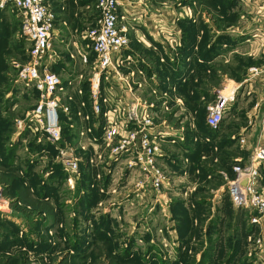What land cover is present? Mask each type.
Segmentation results:
<instances>
[{
	"label": "rangeland",
	"instance_id": "rangeland-1",
	"mask_svg": "<svg viewBox=\"0 0 264 264\" xmlns=\"http://www.w3.org/2000/svg\"><path fill=\"white\" fill-rule=\"evenodd\" d=\"M46 2L55 15L53 57L48 61V65L63 80L62 102L74 111L70 119L68 115L61 119L62 145L65 146L66 142L73 147L78 145L75 154L79 157L80 174L72 184L69 182V174L57 159L58 148L50 142L40 141L41 133L30 121L32 111L39 101V93L34 87H26L19 80L20 66L29 60L30 43L21 34V16L17 9L13 5L0 7V106L3 107V117L13 118L10 145L16 148V157H12L14 171L24 178V186L28 189L13 191L9 185L0 183L5 202L0 205V264H199L206 248H200L198 243L205 245L206 241L208 246L216 245L213 258L206 264H224L231 254L229 243L235 240L236 236L241 239L242 248L232 264H264V219L260 227L256 226L260 223L251 224L249 211L239 208L243 215V222L240 220V224L246 223V226L240 225L237 230L235 216L230 219L225 207L222 213L225 224L222 233L217 237V242L220 243L213 245L209 243L208 231L206 238L202 234L206 219L213 214L211 210L216 207L207 209V206H204L200 208L201 211L197 205L190 203L180 207L187 215V219L181 220H193L191 214L194 218L202 217V222L198 221L195 226L197 231L187 237L185 235L188 231H181V236L174 234V228L180 225L182 227L186 222L182 223L174 218V207L169 204L173 193L182 191L187 199L191 193L198 195L195 188L188 189L189 185L186 184L192 183L188 181L182 168L175 166V173L169 159H176L175 164L185 165L187 168L191 165L192 169L196 168V172L205 178L208 176L203 170H198L203 163L209 165L204 166V169H223L219 167L222 159L215 158L220 152L219 149L214 150L216 154L212 153L215 140L205 142L209 139H203L200 131L204 130L200 122L207 123L208 107L215 99V93H212L211 89L213 91V88L223 87L226 78L238 81L239 78L253 73V69H264V44L261 43L260 37H256L257 34H264V18L261 14L264 0H145L147 13L135 20L127 19L132 53L143 58L139 62L144 74V78L140 79L143 86L137 93L141 96L143 104L147 105L153 125L165 134V137L159 140L162 151L157 166L168 175L169 181L158 194L151 188L153 196L150 203L153 204L149 205L139 203L136 193L142 190L144 183L142 186L138 185L141 177L136 167L129 165L126 155L111 159L109 170L106 168L107 157H98L95 162H90L93 156H98L97 151H102L105 147L102 115H97L96 120L95 116H92L91 120H95L97 124L91 133L96 140L84 141L86 137L81 136L83 123L75 113V101L69 98L73 85L84 86L85 93H76L75 100H85L84 110L90 113L92 102L88 91V77L93 72L95 55L91 52L88 64L82 62L80 55L87 47L84 38L86 31L98 25L99 13L93 0ZM233 2L238 7V18L230 10ZM254 6L257 15H254V11L249 14V7ZM149 14L151 21L155 23H175L174 30L171 28L170 31L171 43L168 48L163 45L143 46L137 42L135 28L143 20L149 21ZM252 16L260 18L252 20ZM192 21H204L208 25L212 23L214 27L216 22L221 23L222 29H216L218 34L215 36L210 28L206 31L208 48L220 35L221 38L239 41L238 36L231 33V24H239L240 31L250 41L245 40L233 53L226 51L229 45L225 46L224 43L228 40L222 42L221 48L227 53L224 57L227 56L228 59L223 58L222 62L216 65L219 64V69L228 75L208 85V95L204 101L192 99L189 105L180 101L181 93L178 92V87H181L185 80L181 67V63L185 61L183 56L186 49L183 24ZM175 72L179 77H175ZM263 77L264 72L250 80L254 89L261 90V95H264V79H261ZM69 81L73 84L69 85ZM245 91L246 88L242 85L235 101L239 106L238 115L231 120L232 123L243 125L247 120L249 122L243 113L251 110L256 97L253 98L252 93L248 95ZM5 104L10 105L9 111L4 107ZM232 107L233 104L224 118L228 119ZM19 121H24L22 128ZM186 142H192L198 157H183L181 151L167 146ZM106 149L109 151L111 147H106L105 151ZM206 149L211 156L203 160L199 153ZM234 164L230 162L226 166L227 169L224 167L225 170H222L225 185L221 192L226 191V195L223 198L219 196L218 199H224L226 205L230 203V206L236 207L228 193V180L225 179L226 175L232 177ZM56 166L60 167V173ZM189 171L187 170V174ZM84 172L87 175L83 174ZM28 174L31 179L38 178L39 184L47 186L45 197L37 196L36 186L30 185ZM106 176H111V180L107 182ZM88 178L89 186H81ZM209 179H214L217 185L221 183L218 176L213 175ZM171 189L173 191L169 192ZM185 189L188 193H185ZM207 189V194L200 195L206 196L208 200L216 199L214 195L218 191H211L215 186L208 185ZM84 199L87 202H84ZM246 215L248 220L244 218ZM251 225L254 229L249 233ZM258 238L261 242L256 241Z\"/></svg>",
	"mask_w": 264,
	"mask_h": 264
},
{
	"label": "built area",
	"instance_id": "built-area-1",
	"mask_svg": "<svg viewBox=\"0 0 264 264\" xmlns=\"http://www.w3.org/2000/svg\"><path fill=\"white\" fill-rule=\"evenodd\" d=\"M99 13L98 25L88 28L85 33L87 47L81 51V60L88 64L91 52L95 55L93 72L88 77V91L91 97V111H85L86 101L77 102L75 94L83 95L85 88L81 84L72 86L69 98L76 103L75 113L81 119L83 127L81 136L84 141L96 137L91 136L97 126V115H102L103 139L105 147L97 151L95 159L107 157L106 168L109 170L111 159L126 155L130 166L137 169L141 177L139 186L146 181L156 194L168 185L169 177L165 175L157 161L161 153L159 140L165 137L153 125L152 116L141 96L137 93L143 86L144 78L139 62L143 58L132 53L131 39L127 19H137L147 13L145 0H93ZM13 5L21 16V34L29 41V60L20 66L19 80L26 87H34L39 91V101L32 111V121L41 133V140L50 142L58 148L57 159L69 174V182L79 176V157L76 156L78 145H62V118L69 119L74 111L62 102L61 90L63 80L49 68L48 61L53 57L54 48V13L46 0H0V7ZM169 41H171L169 39ZM245 81L264 72V69H253ZM81 80H79L80 83ZM244 82L227 81L221 88H214L215 99L208 107L207 125L217 129L225 114L235 103L237 93ZM72 85L73 82H68ZM260 103L254 110L258 111ZM61 111V112H60ZM92 116L95 120L91 122ZM24 122V121H23ZM19 125L22 128V123ZM264 135V116L262 118ZM253 148L252 155L246 163H235L233 175L228 180V193L237 208L250 213L251 223H260L264 218V187L261 185L264 169V141ZM244 141V140H242ZM82 145V144H81ZM106 147H111L108 151ZM108 172V171H107ZM106 172V174H107ZM73 187V186H72ZM0 191V205L4 198ZM1 209V208H0ZM257 242H261L258 238Z\"/></svg>",
	"mask_w": 264,
	"mask_h": 264
},
{
	"label": "crops",
	"instance_id": "crops-1",
	"mask_svg": "<svg viewBox=\"0 0 264 264\" xmlns=\"http://www.w3.org/2000/svg\"><path fill=\"white\" fill-rule=\"evenodd\" d=\"M249 8H251L249 11V14H251L254 11V15H255L256 14L255 13L256 12L255 6L249 7ZM262 9H263V11L261 12V14L263 15V18H264V7H262ZM230 10H231V13L235 14L236 18H238L239 11H238L237 5L233 4L230 7ZM241 17L244 18L243 15H241ZM256 18H260V17H256ZM256 18H254L253 16L251 17L252 20H255ZM148 19H150V20L149 21H146V19L143 20L142 23L135 28V35L137 38V42L141 43L143 46L153 45L156 47V46L163 45L164 48H168L169 44L171 43V41H169V38H170L169 35H171L170 31H171V28L174 30L173 26L175 23L174 22H172L171 24H169L168 22H166V23L163 22L161 24L155 23V22L151 21L152 17L150 14L147 17V20ZM186 24L191 26L194 29V33H193L192 39L184 38V42H185L184 45H186V49H184V56L183 57L185 58V61H184V63H181V65H182L181 67H182V73H183V76L185 77L184 78L185 80L183 81L181 87L180 86L178 87V92L181 93V96H179L181 98L180 101L183 104L186 103V104L191 105L192 99H197L199 102L204 101V99L208 95V91H206V88L208 87V85L211 82L216 81V79L218 80L220 78L226 77V74L228 75V73H223L221 71V69H219V66H220L219 64L216 65L217 63H221L223 58H226L225 60L228 59V57L227 56L224 57V55L227 53H233V51L238 50L239 46L245 40L250 41V39L242 38L240 41L236 42V45L233 44L235 46H230L228 49H226L227 53H224L223 48H220L221 50H219L218 53L214 54V56L212 58L206 59L201 54L202 46L205 44L206 31L210 28L211 33L212 34L214 33V36H215L216 34H218L216 32V29H220V30L222 29L221 23L216 22V27H214L212 23H210L208 25L204 21H192V23L189 22ZM217 24H218V26H217ZM263 25H264V22H263ZM229 27L231 28L230 30H231L232 34H235L238 37L239 36H243V37L245 36V35H243V32L240 31L239 24H231V26H229ZM236 32H239L240 34H238ZM183 33H184V37H185L186 32L184 30H183ZM256 37H260L261 43L264 44V34L262 36H260V34H257ZM211 39H213V38H211ZM75 44H77V43H75ZM209 44H210V41H209ZM224 45L228 46V43H224ZM173 66H175V65H173ZM215 66H217V68ZM174 75H175V77H179V74H177V72H175ZM245 76H247V75H245ZM245 76L242 78V80H238L236 82H244L243 85L246 88L245 92L248 95L252 93L253 98L256 97V100L254 101V103L251 107V110H247L245 113H243V115L245 114L246 118L249 119V122L247 120L243 125L242 124L240 125L237 123H232L233 121H231V120H233V118H235L238 115V109H239L238 104L235 102L233 104L230 116L228 117V119L224 118V120L222 121V123L220 124V126L217 129H215V130L211 129L210 130V128L207 127V131H200L201 135L203 136V139L205 137H207L209 139V140H205L206 143H209L211 139H212L211 142L215 140L214 147L212 149V153H215L214 150L219 149L220 152L217 154V156L215 158H221L222 159V161H221L222 164L219 167H223L224 170H225L226 166H228V164H230V162H233V163H246V162H248L251 155H252L253 148L255 147V145L257 143L260 142V139L262 138V136H263L262 140L264 141V135H263L262 130H261L262 118L264 116V95L260 94L261 90L256 89V88L254 89L252 87V82L245 81V79H246ZM261 79H264V77ZM229 80H231V79L226 78L223 81V83H226ZM231 81H234V80H231ZM211 88L212 87H210V89ZM211 92H212V89H211ZM256 103H260V107H259L258 111L254 110ZM230 121H231V123H230ZM228 131H229V133H228ZM242 140H244V141H242ZM191 143L192 142H186V143H182V144H168L167 146L175 147L176 149L179 150V152L181 151V154L183 157L187 156L188 158L192 159L193 157H198V154L195 151L196 149H194L192 147ZM208 152H209L208 149H206V150L201 151L199 153V155L203 160H205L206 158H209L211 156V154ZM220 155H221V157H220ZM169 158L170 157H167V159H169ZM169 161H170V165L174 166L173 170L175 173H176L175 166H179L180 169L182 168L183 172L186 173V175H187L186 177H187V179H189L188 181H190L192 183V184H189V183L186 184V185H189L188 186L189 188L186 187V189L188 188L190 190H194V188H195V191L198 193V195L191 193L190 194L191 196L189 195L188 199L184 198L182 191L179 192L178 194H175V193L172 194L171 193L172 195L170 196L169 204L172 206V208L174 207V211H172L176 215L174 218L177 219V221H179V219H180L179 217H183L184 219H187L186 218V216H187L186 211L183 209L182 212H179V210H180V207L189 205V203H190V205L191 204L194 206L197 205L198 208H199L198 203H200V205H202L203 208H204V206H207V209H209L211 206L216 207V208L211 210L213 212V214L209 215L208 218L206 219V222H205L206 225L204 226L205 228H204V232H203L202 236H204V238L207 237V231L209 233V224H211L212 221H215L213 232L211 233L212 236L209 235V237H210L209 243H213V245L220 243V242H217V237H218L219 233L220 234L222 233V227L225 224L224 215H222L224 208L227 207L226 213L229 214L230 219H233V215L235 216V227L238 228L239 223H240L239 220H241V221L243 220L242 211L239 208L234 207V206H230V205H226L224 203V199L223 200L218 199L219 196L221 198H223V196L226 195V191H225V193L221 192L224 188L223 185H225V182H224V180L222 178V174H221L223 169L222 170L204 169V166H206L208 164L203 163L202 166L198 167V170H201V169L203 170L204 174L206 176H208L205 178L203 175L201 176L200 174H198L196 172V168L192 169L191 165L187 168V167H185V165L175 164L176 159L175 160L169 159ZM171 161L173 163H171ZM187 170L188 171L190 170L188 174H187ZM213 175L218 176L221 179V183L219 185H217L218 183L215 182L214 179L213 180L209 179V177H213ZM110 180H111V176H109V178H108V176H106V181L108 182ZM137 180H138V178L135 180V182H137ZM208 185L215 186V189H213L211 191H218L214 195V196H216V199H214V200H210V199L208 200L206 198V196L202 197L203 195H200V193H202V194L206 193L207 194V192H208L207 186ZM261 185L264 187V171H263V179H262ZM87 186H89V185H87ZM130 191H131V189H130ZM172 191H173V189H171L169 192H172ZM185 193H188L187 190L185 191ZM136 196L138 197V199L140 201V202L139 201L138 202L141 205L153 204V203H150V202H152L151 199H152L153 195L151 194V185L148 181L144 182L142 190H139L136 193ZM192 198H193V200H192ZM234 211H235V213H234ZM182 213H184V216L181 215ZM138 214L140 215L141 212H138ZM190 217H192L193 220H190L188 218V221H186V224L182 225V227L179 226V227L174 228V230H173L174 234L177 233L181 236V234H182L181 231H184V232L188 231L187 235H185L188 237L189 234L192 235V232L197 231L195 229V226H196L198 221L200 223L202 222V217L195 216V218H194L192 214ZM246 217L248 218V215L244 216L245 219H246ZM248 219H246V220H248ZM263 219L261 220L260 224L256 225V226L260 227ZM245 222H247V221H245ZM263 225H264V223H263ZM262 229L264 231V226L262 227ZM207 242L208 241L204 242L205 245L201 244L202 242H200L198 244H199L200 248H206L207 249L209 246H211V245L208 246ZM214 247L216 248V245L213 246V249H214ZM201 253H202V251H200V254Z\"/></svg>",
	"mask_w": 264,
	"mask_h": 264
},
{
	"label": "trees",
	"instance_id": "trees-1",
	"mask_svg": "<svg viewBox=\"0 0 264 264\" xmlns=\"http://www.w3.org/2000/svg\"><path fill=\"white\" fill-rule=\"evenodd\" d=\"M239 1V0H235ZM235 2H233V4H235ZM233 4H231L230 6H232ZM188 23V22H186ZM183 30L186 32V35L184 38L187 39H192L193 38V33H194V29L187 25V24H183ZM222 35L217 36L216 40L211 44V46L208 48L207 47V34L205 35V44L202 46V50H201V54L206 58H212L214 56V54H216L217 52H219L220 48L222 47V42L227 39L228 40V45L230 46H235L236 45V40H233L232 38H221ZM242 38L246 39V36H239L238 40L240 41ZM235 44V45H233ZM243 77L239 78L238 80H242ZM37 93H39V91L37 90ZM10 106L9 104H5V108L7 111H9L8 107ZM2 108L0 106V183L1 184H6V186L9 185L10 189H12L13 191H18V190H22L23 188L27 189L24 186V178L18 176L16 174V171H14L15 169V165H13V159L12 157H16V148H14L12 145H10V138H11V134H12V120L13 118L10 116H2ZM200 126L203 128L204 131H207V127H209L207 125V123L205 124L204 122H200ZM65 132V130H64ZM3 165V166H2ZM58 167V171L60 173V167ZM264 171V170H263ZM83 174L87 175L86 172H84ZM30 174H28V180L31 181L30 185H35L36 186V193L37 196H46L47 194V186L46 185H42L38 183V178H30L29 177ZM233 175V172H232ZM84 178V176H83ZM84 180V179H83ZM88 179H86V181H83L81 183V186H85L88 183ZM39 185V186H38ZM28 190V189H27ZM79 192V189H78ZM29 194V193H28ZM27 195V193L25 194V196ZM58 195V194H57ZM17 196V195H16ZM14 195V197H16ZM84 202H87L86 199H84ZM81 203H83V201H81ZM230 203H228L229 205ZM199 209L202 208L203 206L200 205V203H198ZM179 212H182V210H179ZM183 214V213H182ZM181 214V215H182ZM181 220L183 217H179ZM182 223L186 222V220H181ZM240 221V220H239ZM215 221H212L211 224H209V235L212 236V232H213V228H214V224ZM243 227L246 226V224H240L237 228V230L239 229V227ZM181 226V225H180ZM250 227V226H249ZM254 229V226L251 225L249 233H251ZM247 232V231H246ZM229 247L231 249V254L229 255V257L227 258V260L224 261V264H232L235 260L236 257L239 256L240 254V250L242 248V241L241 239L236 236V239L232 240L231 243H229ZM214 256V252H213V246H209L203 253V259L199 264H206L208 263L207 261H210ZM223 262V261H222Z\"/></svg>",
	"mask_w": 264,
	"mask_h": 264
}]
</instances>
